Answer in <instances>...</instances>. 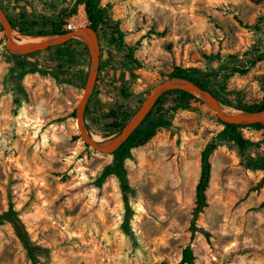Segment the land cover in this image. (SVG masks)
<instances>
[{"label": "rangeland", "instance_id": "374dc122", "mask_svg": "<svg viewBox=\"0 0 264 264\" xmlns=\"http://www.w3.org/2000/svg\"><path fill=\"white\" fill-rule=\"evenodd\" d=\"M100 4L123 44L134 49L136 65L125 49L98 39V75L84 114L97 141L110 142L121 131L112 127L111 112H135L177 67L196 69L193 78L211 76L204 85L224 88L222 97L232 104L251 106L263 97L264 0ZM0 6L16 25L15 38H47L35 34L58 20L63 30L71 19L75 29L89 25L82 0H3ZM68 42L59 50L14 56L0 31V212L8 205L18 212L40 263L177 264L190 246L194 264H264V173L240 165L233 140L210 157L207 207L191 237L200 152L223 129L216 114L194 100L175 106L166 97L148 124L156 116L170 125L131 149L125 168L133 214L122 228L117 179L100 189L91 185L112 155L86 146L75 124L90 53L84 54L85 40ZM232 64L247 70L221 74ZM241 133L257 143L247 152L264 159L263 131ZM0 264H32L7 225L0 226Z\"/></svg>", "mask_w": 264, "mask_h": 264}, {"label": "trees", "instance_id": "16d2710c", "mask_svg": "<svg viewBox=\"0 0 264 264\" xmlns=\"http://www.w3.org/2000/svg\"><path fill=\"white\" fill-rule=\"evenodd\" d=\"M0 0V4H1ZM82 4L84 7V12L86 14L88 23L91 28H93L98 36V39L103 37L106 39L107 42L118 45V47L125 49L126 57L128 60L131 61L133 65H136V60H134V49L132 47L126 46L123 44L122 39L123 35L119 30L117 24L110 23L107 13L105 9L101 6L100 0H82ZM2 8V7H1ZM5 13V10L2 8ZM6 14V13H5ZM7 16V15H6ZM8 18V17H7ZM12 29H16V25L10 21L8 18ZM62 20H58L56 22L51 23V28L49 31L46 32H39L36 33L35 36H55V35H63L68 33L69 31L62 29ZM252 27V28H251ZM247 29H258L257 26H245ZM0 31L2 28L0 27ZM19 32H23L22 30H18ZM69 42L54 47L48 48L49 49H61L63 46L67 45ZM83 50L85 56H88V48L86 44L83 45ZM254 63L252 61L249 65L251 66ZM247 67V68H248ZM23 67H19L16 69L14 75L19 76V71H21ZM247 70V69H246ZM244 68L238 67L234 64L230 66H224L222 68L221 74L225 75L227 73L235 74L241 73L244 74L246 72ZM197 71L196 69H182V68H174V70L168 75L170 76H178L186 78L192 81L195 85L199 88L204 89L211 93L215 98L219 101L233 106L236 109L243 111V112H257L264 110V95L261 100L257 103L252 104L251 106H244L241 104H232L225 100L222 97L224 93V88H207L204 85L203 79L211 78V76H204L203 78H193L190 77L189 73ZM23 74V72H22ZM167 77V78H168ZM168 96L172 97V104L175 106H181L188 103L190 100H194L199 102L198 100L194 99L188 93H185L180 90H169L165 92L156 102L150 113L144 119L142 124L129 136L127 141L112 154V162L107 165L102 172L96 177V179L91 183V185L97 189L102 188V186L106 183V181L110 177H115L119 183V187L122 194V199L124 202L125 207V220L122 223V228L126 229L127 222L131 219L133 210L129 204V196L134 193L133 189L129 184V176L127 170L125 168V160L130 158L131 149L137 147L139 145H143L148 142L156 133L158 128L164 127L166 125H170L169 122H166L160 118L154 119L151 123L148 124V121L151 116L158 115L155 109L158 105L164 102V99ZM144 101V100H143ZM142 104V103H141ZM87 111V107L85 112ZM135 112L131 113L129 111L123 110L117 113L111 112L110 116L113 118L112 127L114 129H122L126 122L130 119V117ZM85 114V113H84ZM148 124V125H146ZM223 129L213 137L202 149L200 152V169H199V177L198 181L195 186V206L193 208L192 219L190 221L189 232L191 237L198 231V227L196 226V220L199 214H201L204 209L207 207L206 201V190L209 185L210 181V174H211V163L210 157L212 153L219 147L221 144L227 140H233L237 144V148L239 151V163L241 166L245 167L246 169L250 170L251 172H263L264 173V159L260 156H251L247 150L248 148L254 147L257 143L251 142L243 138L241 131L244 129H253V130H262L264 133V126L261 125H250V126H239L235 124H225L221 123ZM242 142L240 145L239 143ZM264 178V177H263ZM7 225L9 226L20 243L22 244L23 248L26 251L27 258L32 264H41L38 260L36 255L35 248L31 245L29 240L28 233L26 228L19 218L18 212L14 209L12 205H8L7 209L0 212V226ZM177 264H194V256L190 246H186L181 253V259Z\"/></svg>", "mask_w": 264, "mask_h": 264}, {"label": "water", "instance_id": "95a60500", "mask_svg": "<svg viewBox=\"0 0 264 264\" xmlns=\"http://www.w3.org/2000/svg\"><path fill=\"white\" fill-rule=\"evenodd\" d=\"M0 27L3 30L7 53L14 56H25L35 52L43 51L63 45L73 38L82 36L90 53L89 70L83 89V93L75 107V124L82 142L92 150L103 154L112 155L129 138V136L142 124L150 113L157 100L169 90H180L191 95L201 104L212 110L217 118L225 124L239 126L261 125L264 126V110L257 112H243L233 106L227 105L215 98L208 91L199 88L192 81L178 76H170L160 82L151 93L144 99L143 103L130 117L121 131L110 141L100 142L90 135L87 130L84 113L87 102L93 92L99 68L100 46L96 31L90 26L80 27L63 35L49 36L42 42H34L27 45H19L16 41L14 30L0 6Z\"/></svg>", "mask_w": 264, "mask_h": 264}, {"label": "bare ground", "instance_id": "6f19581e", "mask_svg": "<svg viewBox=\"0 0 264 264\" xmlns=\"http://www.w3.org/2000/svg\"><path fill=\"white\" fill-rule=\"evenodd\" d=\"M16 35V34H15ZM79 38H81L82 40H85L84 37L82 36H78ZM17 38V37H16ZM45 39H40V38H17L16 41L19 45H27V44H31V43H34V42H42L44 41ZM98 138V137H97ZM96 137H93V139L95 140H98Z\"/></svg>", "mask_w": 264, "mask_h": 264}, {"label": "built area", "instance_id": "2783aa9c", "mask_svg": "<svg viewBox=\"0 0 264 264\" xmlns=\"http://www.w3.org/2000/svg\"><path fill=\"white\" fill-rule=\"evenodd\" d=\"M75 20L74 19H71L68 24L66 25V30L68 31H71V30H74L76 25H75Z\"/></svg>", "mask_w": 264, "mask_h": 264}]
</instances>
